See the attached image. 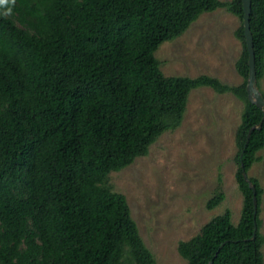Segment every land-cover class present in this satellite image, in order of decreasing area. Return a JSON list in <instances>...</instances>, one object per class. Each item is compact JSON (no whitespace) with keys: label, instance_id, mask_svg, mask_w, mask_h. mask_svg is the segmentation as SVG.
Listing matches in <instances>:
<instances>
[{"label":"trees","instance_id":"trees-1","mask_svg":"<svg viewBox=\"0 0 264 264\" xmlns=\"http://www.w3.org/2000/svg\"><path fill=\"white\" fill-rule=\"evenodd\" d=\"M218 8L241 21L234 36L242 82L164 75L157 47ZM242 17L241 0H16L11 16L0 15V264H155L108 174L178 127L198 87L243 103L234 137L242 206L236 224L226 209L179 240L177 253L185 264L264 263L263 190L249 176L254 216L239 166L247 172L264 147V120L244 147L262 112L246 96ZM249 30L261 91L264 0H250ZM223 198L219 185L206 208Z\"/></svg>","mask_w":264,"mask_h":264},{"label":"rangeland","instance_id":"rangeland-1","mask_svg":"<svg viewBox=\"0 0 264 264\" xmlns=\"http://www.w3.org/2000/svg\"><path fill=\"white\" fill-rule=\"evenodd\" d=\"M240 24L237 16L222 8L203 12L180 36L163 41L154 51L161 72L189 77L207 74L228 85L240 84L235 61L242 45L234 36ZM259 84L264 92V76ZM242 107L231 93L194 88L180 125L162 133L146 155L108 174V186L125 196L155 264H185L177 253V242L196 234L203 223L224 210H230L234 224L239 220L242 195L235 180L234 137ZM256 155L258 160L247 174L263 190L259 230L264 237V147ZM219 185L224 198L207 209L206 201ZM261 251L264 261V243Z\"/></svg>","mask_w":264,"mask_h":264},{"label":"water","instance_id":"water-1","mask_svg":"<svg viewBox=\"0 0 264 264\" xmlns=\"http://www.w3.org/2000/svg\"><path fill=\"white\" fill-rule=\"evenodd\" d=\"M241 4H242V9H243L242 24H243V32H244V42H245V47L248 53V59H247L248 75L246 78V85H245L246 96H247L248 101L256 105L257 108L260 109L262 112L261 120L256 125H252L246 133V138L244 142V147H245L246 144L248 143L251 131L261 128L262 122L264 120V97H263L262 92L258 88L256 72H255L253 44H252L251 33L249 30L250 0H241ZM241 156H242V151L239 155V158H241ZM239 166L241 168L242 177L244 178V180L247 182L248 186L252 190V200H253V209H254L253 213L255 216L256 209H257V202H256V197H255V194H256L255 187L250 181L248 174L243 167L242 162L239 163ZM253 237H254V231H253V235L251 236V239Z\"/></svg>","mask_w":264,"mask_h":264},{"label":"clouds","instance_id":"clouds-1","mask_svg":"<svg viewBox=\"0 0 264 264\" xmlns=\"http://www.w3.org/2000/svg\"><path fill=\"white\" fill-rule=\"evenodd\" d=\"M16 0H0V9H3L4 11L0 13V15H3L5 17L12 15V8L15 5Z\"/></svg>","mask_w":264,"mask_h":264}]
</instances>
